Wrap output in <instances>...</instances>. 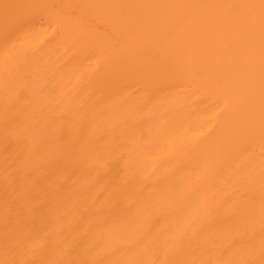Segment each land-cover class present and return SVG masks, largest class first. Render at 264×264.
I'll use <instances>...</instances> for the list:
<instances>
[{
	"label": "bare ground",
	"instance_id": "bare-ground-1",
	"mask_svg": "<svg viewBox=\"0 0 264 264\" xmlns=\"http://www.w3.org/2000/svg\"><path fill=\"white\" fill-rule=\"evenodd\" d=\"M247 4L0 0V262L264 264V26L207 7Z\"/></svg>",
	"mask_w": 264,
	"mask_h": 264
},
{
	"label": "snow or ice",
	"instance_id": "snow-or-ice-1",
	"mask_svg": "<svg viewBox=\"0 0 264 264\" xmlns=\"http://www.w3.org/2000/svg\"><path fill=\"white\" fill-rule=\"evenodd\" d=\"M55 7L50 5H4L7 16V9L16 8L18 10L29 9V8H48ZM91 7H104V8H112V9H124V10H137V9H149V8H163V7H201V6H189V5H141V4H122V5H94ZM207 7H222V8H230V9H256L259 8L260 11V19L262 26H264V0H260L259 5L255 4H247V5H216V6H207ZM43 19V18H41ZM13 22L23 26V27H32V21L29 19L28 13L25 11H18L13 18ZM48 28L55 30L53 25L49 23ZM72 39L74 41L82 39L81 37L73 36ZM261 127L262 132H264V105H262V115H261ZM0 264H8V262H0ZM14 264V262H13ZM239 264V262H238Z\"/></svg>",
	"mask_w": 264,
	"mask_h": 264
}]
</instances>
